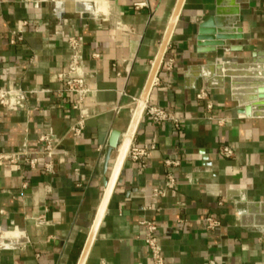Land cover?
<instances>
[{
    "label": "crops",
    "instance_id": "crops-1",
    "mask_svg": "<svg viewBox=\"0 0 264 264\" xmlns=\"http://www.w3.org/2000/svg\"><path fill=\"white\" fill-rule=\"evenodd\" d=\"M77 2L0 0V85L27 91L22 104H0V151L39 159L36 168L0 161V264L78 263L118 154L110 134L119 131L120 142L128 129L176 0ZM218 7L242 37L198 46V25ZM69 34L82 36L90 88L79 134L70 131L74 95L58 77ZM251 52L264 53V0H183L146 98L179 124L141 113L133 141L154 147L142 162L123 159L82 264H151L142 219L156 222L165 264H264V109L238 112L231 90L236 80L246 90L237 96H255L257 77L247 73L262 63ZM44 132L58 141L51 172L38 152ZM222 144L234 155H221ZM207 215L219 220L213 229Z\"/></svg>",
    "mask_w": 264,
    "mask_h": 264
},
{
    "label": "built area",
    "instance_id": "built-area-1",
    "mask_svg": "<svg viewBox=\"0 0 264 264\" xmlns=\"http://www.w3.org/2000/svg\"><path fill=\"white\" fill-rule=\"evenodd\" d=\"M139 4V3H138ZM138 4H135L138 6ZM26 21H22L25 24ZM18 39H21V29L12 30ZM67 44L69 47V59L66 69L58 73V77L63 81L66 91L74 95L72 107L78 110V116L75 122L70 126V131L73 134H79L84 126L86 118L89 116L88 107L85 104V99L90 91L85 79V72L83 69V55L82 36L77 34H69L67 36ZM27 91L14 86H1L0 85V104L5 106H12L14 102L22 104L27 98ZM196 96L206 101V106L210 108L212 106L206 90L200 89ZM142 112L149 115L152 121L159 123L164 120H171L176 126L179 124V118L174 116L163 107L156 104L148 103L144 101ZM214 115L210 114V118ZM37 141L42 144V147L38 152L44 156L41 167L46 172L53 171V153L58 145V141L54 140L50 133H41L37 137ZM154 147L153 143L136 144L133 141V133L130 136L124 158L129 157L133 161H143L148 151ZM219 153L223 156H233L235 151L229 144H222L218 149ZM0 161H8L14 164L16 167H20L22 164H27L30 168H36L39 165V159L36 155H32L28 150H18L12 152L0 151ZM164 163L167 165L178 164L177 159L165 158ZM176 178L169 172L167 174L166 186L173 187L176 184ZM154 194L162 193L161 189L153 188ZM206 221V227L213 229L219 224V220L211 215L204 217ZM181 222L182 219H179ZM145 228L144 242L149 249L151 264H165L164 256L162 254V247L157 233V224L154 220L142 219L139 221ZM209 264H216L214 260H210Z\"/></svg>",
    "mask_w": 264,
    "mask_h": 264
},
{
    "label": "water",
    "instance_id": "water-1",
    "mask_svg": "<svg viewBox=\"0 0 264 264\" xmlns=\"http://www.w3.org/2000/svg\"><path fill=\"white\" fill-rule=\"evenodd\" d=\"M183 0H176L174 9L172 11L170 20L168 22V25L166 27V30L164 32L162 41L160 43V47L158 49V52L155 56L154 62L152 64L151 70L149 72L148 78L146 80V83L144 85V88L142 90V93L139 97V101L136 105L135 111L133 113L132 119L130 121V124L127 129V135L124 136L122 141V146L119 148L117 158L115 165L113 167L112 173L109 177V179L106 181V189L103 194V198L101 200L100 206L98 208L97 214L95 216L94 222L92 224V227L90 229V232L88 234L87 240L85 242L83 251L81 253V256L79 258V261L77 264H82L83 260L85 258V255L87 253V250L89 248V245L92 241V238L94 236L95 230L97 228L98 222L100 220V217L102 215V212L105 208L108 196L111 192L112 186L116 180L118 170L120 168V165L124 159V154L126 151V147L128 144V141L130 139V135L133 133L134 128L136 126V123L138 121L139 116L141 115L142 107L144 104V101L147 98V94L149 91V88L151 86V83L154 79V76L157 72L158 66L160 64V61L162 59L164 49L166 47V44L168 42V39L170 37L173 25L175 23V20L177 18V15L179 13V10L181 8ZM226 11H224L223 8L218 7L215 9V13L212 16H209L207 19L203 20L199 25L197 29L196 39H197V45L198 46H205V45H216L217 47H223L225 44L224 39H232V38H240L242 37L241 34V28L234 26V23L236 21V18H224V14ZM233 50H239L241 49L240 46H230ZM215 50V48H209V49H199L201 52ZM263 56L261 58H257V56ZM203 56H206V54H203ZM251 62H259L261 66H253L256 70L253 73H247L252 76H256L257 78L252 79L251 81H255L256 85H258L257 88L251 90L253 95L255 96H237L239 93L246 92V90L240 91L237 89L236 80H232L231 83V90L234 95H236L234 98L238 100V103L242 105L241 107L237 108L238 112H244L245 114H259L257 111L264 109V53H258V52H251L250 53ZM218 67H221V61H218ZM225 67H235L234 65H226ZM227 75H235L234 72H228ZM256 95L258 100H256ZM250 99H255V101L252 104H247V101ZM120 132L113 130L109 137V151L111 149H116L120 145L121 141L119 142Z\"/></svg>",
    "mask_w": 264,
    "mask_h": 264
},
{
    "label": "bare ground",
    "instance_id": "bare-ground-1",
    "mask_svg": "<svg viewBox=\"0 0 264 264\" xmlns=\"http://www.w3.org/2000/svg\"><path fill=\"white\" fill-rule=\"evenodd\" d=\"M77 1H78V0H72V2H73V3H76V5L78 6V5H80V4H79ZM95 8H96V7H95ZM76 11H77V10H76ZM86 11H87V10H86ZM96 16H97V15H96ZM138 101H139V100H138ZM125 135H127V132L124 133L123 138H124ZM130 136H131V135H130ZM123 138H122V140H121L120 145H119L118 148H117L118 151H119V148L122 146ZM129 140H130V139H129ZM128 142H129V141H128ZM127 145H128V144H127ZM126 148H127V147H126Z\"/></svg>",
    "mask_w": 264,
    "mask_h": 264
}]
</instances>
